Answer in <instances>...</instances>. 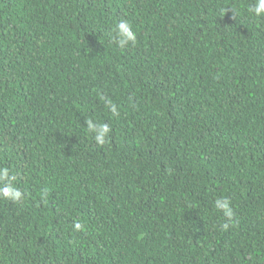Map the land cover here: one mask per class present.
<instances>
[{
    "label": "trees",
    "instance_id": "obj_1",
    "mask_svg": "<svg viewBox=\"0 0 264 264\" xmlns=\"http://www.w3.org/2000/svg\"><path fill=\"white\" fill-rule=\"evenodd\" d=\"M255 3L0 0V264H264Z\"/></svg>",
    "mask_w": 264,
    "mask_h": 264
},
{
    "label": "clouds",
    "instance_id": "obj_2",
    "mask_svg": "<svg viewBox=\"0 0 264 264\" xmlns=\"http://www.w3.org/2000/svg\"><path fill=\"white\" fill-rule=\"evenodd\" d=\"M249 13L259 18L264 17V0H256L254 6H250ZM115 33L120 37L117 42L120 48H124L128 42H136V33L132 30V25L127 20H120L117 22L114 28ZM107 106L110 108L114 115H118L116 105L108 101ZM87 129L89 132L94 133V140L98 145H104L106 142V136L108 135L110 128L108 124L97 125L91 119H87ZM7 178V179H6ZM15 177L9 176V170L7 168H0V199H6L13 202L19 201L23 198V194L14 184ZM214 208L217 211H222L223 215L229 219L232 218L233 212L229 206V201L224 198H217L214 202ZM75 229H81V224L76 223ZM227 227V224L223 225Z\"/></svg>",
    "mask_w": 264,
    "mask_h": 264
}]
</instances>
